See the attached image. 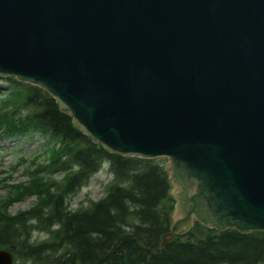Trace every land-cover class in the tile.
I'll list each match as a JSON object with an SVG mask.
<instances>
[{
  "label": "water",
  "instance_id": "obj_1",
  "mask_svg": "<svg viewBox=\"0 0 264 264\" xmlns=\"http://www.w3.org/2000/svg\"><path fill=\"white\" fill-rule=\"evenodd\" d=\"M0 75L112 152L170 158L160 248L194 220L264 230V0H0Z\"/></svg>",
  "mask_w": 264,
  "mask_h": 264
},
{
  "label": "trees",
  "instance_id": "obj_2",
  "mask_svg": "<svg viewBox=\"0 0 264 264\" xmlns=\"http://www.w3.org/2000/svg\"><path fill=\"white\" fill-rule=\"evenodd\" d=\"M34 135L44 138L47 155L0 196V247L13 251V264H264V230L196 221L159 248L174 207L163 158L107 150L48 91L0 75V139ZM103 166L111 175L105 194L71 208L70 195ZM24 196H34L31 205L11 211Z\"/></svg>",
  "mask_w": 264,
  "mask_h": 264
},
{
  "label": "rangeland",
  "instance_id": "obj_3",
  "mask_svg": "<svg viewBox=\"0 0 264 264\" xmlns=\"http://www.w3.org/2000/svg\"><path fill=\"white\" fill-rule=\"evenodd\" d=\"M45 147L46 142L39 135L0 139V196L5 193L7 183L13 185L27 180L26 168L32 167V164L36 163L38 159H43L47 155ZM161 157L164 163H170L168 157ZM33 159L34 161L31 162ZM105 167L103 166L94 173L86 185L70 195L69 205L71 208L80 205L85 206L89 200H96L105 194V185L109 179ZM55 176L59 177V174L57 173ZM6 178H8L7 182ZM33 199L34 196H24L15 202L10 209L11 211H17L18 209L27 208L31 205ZM33 237L40 239L44 237V234L43 232H34Z\"/></svg>",
  "mask_w": 264,
  "mask_h": 264
}]
</instances>
